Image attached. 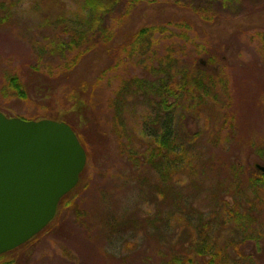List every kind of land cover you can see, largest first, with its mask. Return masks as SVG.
Returning a JSON list of instances; mask_svg holds the SVG:
<instances>
[{
    "label": "rangeland",
    "instance_id": "rangeland-1",
    "mask_svg": "<svg viewBox=\"0 0 264 264\" xmlns=\"http://www.w3.org/2000/svg\"><path fill=\"white\" fill-rule=\"evenodd\" d=\"M84 10L82 0H24L13 21L0 26L1 111L26 119L43 111L67 121L86 153L77 185L59 202L53 220L34 239L0 258V263L184 264L192 256L186 248L191 252L205 236L206 230L199 226L204 215L236 191L232 179L244 182L256 171L255 164L264 165V46L258 41L264 34V0H236L229 8L205 0H154L128 11L117 7L109 18L99 15L104 24L121 26L116 42L128 41L146 26L174 23L173 33L161 38L157 55L172 47L176 57L188 64L194 48L201 46L208 55L217 53L223 58L221 65L227 66V93L211 83L208 90L218 100H208L197 116L189 111L183 123L178 119L175 124L181 135L197 132L192 141L180 138L196 152V160L185 168L190 173L194 169L193 175L183 172L165 181L158 179L152 165L135 167L130 159L135 149L148 146L139 130L137 114L145 110H138V99L128 97L121 105L123 124L118 126L111 117L108 76L101 83L105 90L98 89L90 97L82 89V85L96 89L92 84L99 70L111 60L107 50L101 47L87 55L70 73L66 87L55 85L58 91L53 94L36 93L30 68L38 54L35 41L59 31L52 28L64 13L75 23V30L83 26L85 37L94 40L102 26L92 24ZM202 11L215 16L203 20ZM120 14L124 17L118 20ZM186 26L191 43L177 34ZM201 59L207 65V57ZM132 65V59L124 63L128 69ZM10 73L19 76L30 99L37 102L4 94ZM139 75L149 78L146 72ZM70 94L78 100H68ZM185 121L191 128L185 127ZM248 191L251 188L241 192ZM187 215L192 218L189 222ZM199 216L201 221L196 223ZM209 228L213 230V225Z\"/></svg>",
    "mask_w": 264,
    "mask_h": 264
},
{
    "label": "trees",
    "instance_id": "trees-1",
    "mask_svg": "<svg viewBox=\"0 0 264 264\" xmlns=\"http://www.w3.org/2000/svg\"><path fill=\"white\" fill-rule=\"evenodd\" d=\"M23 1L0 0V26L7 25L13 21L18 10L22 7ZM144 1L151 4L154 0H82L85 5L84 12L88 14L87 19H90L92 24L99 23V26H102L92 41L85 37L87 33L82 28L83 26L75 30V23H71L69 21L70 18H65V13L64 17L60 15L57 21H54L56 27L52 28L53 30L59 28V31L56 30L48 35L44 34L43 37H40L34 43L38 49V54L30 67L35 74L36 80L33 86L38 91L35 90L37 95L43 92L45 93L44 95L53 94V91H58L55 85L57 87L62 85L66 87L65 82L70 73L87 55L102 47L103 50L108 51L111 60L99 70L96 80L92 84L96 89L91 87L92 90L90 91L89 86L84 88L83 85L82 89L91 97L98 89L103 88L105 90L106 86L101 83L108 76L105 80L106 85L111 87L110 91H112L111 117L118 126H120V122L123 124V116L120 118L121 105H124L128 97L138 99V105L140 106L138 110H145V112L137 114L139 130L145 139L148 140V146H141L138 150L135 149L132 152L130 159L133 160L134 166L140 167L144 163L152 165L158 179L163 181L169 179V177L172 179L173 175L179 176L181 174L183 176V172L187 177L191 178L190 174L193 175L194 169L190 173V169L187 170L185 168L196 160L194 155L196 152L190 147V144L184 145L180 138L183 141L188 139L192 141L197 132H184L181 135L182 130L177 128L175 124L178 119L182 120L183 123L188 117L187 113L189 111L197 116L208 100H218L216 94L208 90L211 83L219 85L227 93L228 80L225 76L227 66L221 65L223 58H220L217 53L208 55L207 49H202L201 46H196L194 51L192 50L194 57L188 64L176 57L172 47H168L166 52L163 49L164 53L157 55L161 50V38L173 33L171 26L174 23L168 22L162 26H146L131 35L128 41H122L123 39L121 38L120 42H116V39H118L117 33L120 31L121 26L118 25L117 28H113L109 24H104L101 18L104 16L109 18V15H112L117 7L128 11ZM205 1L207 3L217 2L221 7L226 8L236 2V0ZM202 12L204 15L200 16V18L203 20H209L215 16L214 13ZM101 13L102 16L99 18ZM123 17L124 15L120 14L118 20ZM83 23L88 24L87 21H83ZM188 27L186 26L185 30L181 29L177 33L185 43H191L193 40L192 35H189ZM260 36L258 41L264 46V34ZM200 52L203 53L201 54ZM201 56L207 57V65L203 64L204 60L201 62ZM130 59L133 60V65L129 69L125 68V61ZM121 65L125 69H119ZM221 67L224 68L221 69ZM139 71L141 73L146 72L149 78L139 75ZM5 79L7 80L6 86L8 88V92L4 93L5 95L10 93L22 100L38 101L37 98L30 99V92L17 74L10 73ZM73 99L78 100L77 97L70 94L68 100ZM44 111L47 110L44 109ZM1 112L7 117H12L3 111ZM27 119H52L63 121L72 127L67 121L58 120L51 115L48 116V113H43V111L33 114ZM79 122L82 123V120L80 119ZM185 127L191 128L189 121H185ZM72 129L74 130L73 127ZM257 154L262 155V152ZM170 156L172 159H168ZM236 178L234 177L231 181L232 183H230L236 191L229 192L227 199H225L227 201L220 200L222 204L220 203L221 205L219 204L214 212L204 215L202 218L203 221L199 226H208L211 222L213 231L211 228H206L205 236L199 241L198 246L192 247L193 249L190 252L192 256L194 253L196 256L206 255L213 257L216 252L215 243L218 241L216 231L218 227L229 226L230 228L231 225L243 226L253 223V217L251 218L248 214L252 213L253 215L255 209L261 210L264 208V173L257 170L253 171L244 182H237ZM249 188H251V191H248L250 194L241 192L249 190ZM187 216L186 222L191 221V216ZM200 221L201 217L199 216L196 218V223ZM37 235L33 236L29 241ZM200 243H203L202 246H200ZM23 245L0 254V258ZM190 262L191 264H196L197 260L192 261L190 259ZM0 264L11 263L1 262Z\"/></svg>",
    "mask_w": 264,
    "mask_h": 264
},
{
    "label": "water",
    "instance_id": "water-1",
    "mask_svg": "<svg viewBox=\"0 0 264 264\" xmlns=\"http://www.w3.org/2000/svg\"><path fill=\"white\" fill-rule=\"evenodd\" d=\"M85 161V150L65 122L0 112V254L24 244L54 218Z\"/></svg>",
    "mask_w": 264,
    "mask_h": 264
},
{
    "label": "flooded vegetation",
    "instance_id": "flooded-vegetation-1",
    "mask_svg": "<svg viewBox=\"0 0 264 264\" xmlns=\"http://www.w3.org/2000/svg\"><path fill=\"white\" fill-rule=\"evenodd\" d=\"M258 166L264 165L255 164V169L264 173ZM261 210L255 209L253 215L248 214L253 217V223L243 226L231 225L230 228L218 227L216 229L218 241L215 243L216 252L213 257L196 256L193 253L194 258L193 256L185 258L184 264H191L190 259L197 260L196 264H264V216H261ZM209 227L211 222L210 225L200 228L206 230ZM202 244L200 243V246ZM186 249L189 255L190 251Z\"/></svg>",
    "mask_w": 264,
    "mask_h": 264
}]
</instances>
